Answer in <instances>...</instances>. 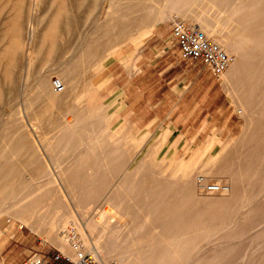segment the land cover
Listing matches in <instances>:
<instances>
[{"label":"rangeland","instance_id":"obj_1","mask_svg":"<svg viewBox=\"0 0 264 264\" xmlns=\"http://www.w3.org/2000/svg\"><path fill=\"white\" fill-rule=\"evenodd\" d=\"M176 20L242 60L174 151L125 88ZM88 228L116 264H264V0H0V264Z\"/></svg>","mask_w":264,"mask_h":264},{"label":"crops","instance_id":"obj_2","mask_svg":"<svg viewBox=\"0 0 264 264\" xmlns=\"http://www.w3.org/2000/svg\"><path fill=\"white\" fill-rule=\"evenodd\" d=\"M144 50L139 62V72L125 88V107L130 121L139 104L155 102L167 111L164 120L170 137L172 150H176V133L179 126H189L188 120L197 110L207 111L215 83L213 73L200 60H187L179 47H162L159 54H146ZM195 62V64H194ZM135 97V98H134ZM155 97V98H154ZM192 112L181 115L185 119L176 122L178 112Z\"/></svg>","mask_w":264,"mask_h":264},{"label":"built area","instance_id":"obj_3","mask_svg":"<svg viewBox=\"0 0 264 264\" xmlns=\"http://www.w3.org/2000/svg\"><path fill=\"white\" fill-rule=\"evenodd\" d=\"M172 42L180 48L185 59L202 61L215 76L221 77L235 64V57L225 52L218 44L212 42L208 36L197 27L176 20L171 33ZM54 88L58 92L64 91V86L56 80ZM210 193H221L227 189L219 184L213 183L206 186ZM70 243L74 255H68L60 250H54L47 254L32 252L23 264H116L107 262L95 255L93 247L85 249L79 235L71 233Z\"/></svg>","mask_w":264,"mask_h":264},{"label":"bare ground","instance_id":"obj_4","mask_svg":"<svg viewBox=\"0 0 264 264\" xmlns=\"http://www.w3.org/2000/svg\"><path fill=\"white\" fill-rule=\"evenodd\" d=\"M170 11V10H169ZM173 12V11H172ZM191 26H193V27H197L198 29H200L201 30V28L198 26V25H195V24H190ZM208 30V29H207ZM202 31V30H201ZM33 28L31 27L30 28V38H31V40H33ZM203 32V31H202ZM219 34V33H218ZM207 35V34H206ZM209 38V37H208ZM210 39V38H209ZM220 39V38H219ZM211 40V39H210ZM223 40V39H222ZM222 40H220V42L222 41ZM212 42H214L213 40H211ZM214 43H216V42H214ZM217 44V43H216ZM219 45V44H218ZM220 46V45H219ZM241 46V45H240ZM240 46H238V47H240ZM221 47V46H220ZM222 48V47H221ZM237 48V47H236ZM225 52L227 51V50H224ZM83 52H84V50H83ZM82 52V53H83ZM81 53V52H80ZM228 53V52H227ZM83 56L81 55V59L80 60H83V58H82ZM79 58V57H78ZM76 60V59H75ZM79 60V59H78ZM242 60V58H241V56L238 54V60H237V62H236V64L234 65V67L231 69V71H230V73H228V76H229V74L230 75H232V74H234V73H236L237 74V72H238V65H239V63H240V61ZM77 61V60H76ZM82 63H83V61H82ZM69 68V67H68ZM67 68V69H68ZM72 73V72H71ZM75 73V72H74ZM66 75V74H65ZM64 75V76H65ZM68 75V74H67ZM78 76V75H77ZM233 76H235V75H233ZM69 77V76H68ZM67 77V78H68ZM234 78V77H233ZM72 79H74V78H72ZM49 81V80H48ZM72 81V80H71ZM46 82V81H45ZM59 82H61L62 83V85L64 86V91H65V89L67 90V88L68 87H70L71 88V86H68V82H67V79L66 78H64V77H62L60 80H59ZM40 83V82H39ZM71 83V82H70ZM44 84V83H43ZM47 84V83H46ZM42 85V84H41ZM45 85V84H44ZM49 85V84H48ZM75 89V88H74ZM70 91V90H69ZM63 92V91H62ZM66 92V91H65ZM65 92H64V94H65ZM77 92V91H76ZM64 94H63V96H64ZM62 96V95H61ZM65 97H66V95H65ZM212 162V161H211ZM217 164V163H216ZM215 164V165H216ZM208 167V166H207ZM220 185V184H219ZM228 190H226V191H224V192H227ZM223 193V192H222ZM226 194V193H225ZM254 196V195H253ZM254 200V199H253ZM146 215V214H145ZM147 218V217H146ZM145 218V219H146ZM237 219V218H236ZM148 221V220H147ZM150 222H151V220H150ZM55 225V224H54ZM233 227V226H232ZM231 229V228H230ZM229 229V230H230ZM69 230V229H68ZM91 228H88V230L87 229H84V231H82L81 229H79V231H78V233H77V235H79V237L81 238V240H82V243H83V247L85 248V249H90V248H92L93 247V249H94V252H95V255L94 254H92L94 257L96 256L97 258H101V259H103V257H106L107 255H109V252L108 251H110V249L109 248H107L106 247V242H104V241H101L100 239H98L97 241H95V242H93V243H91L90 242V240H89V234L88 233H91ZM63 232V231H62ZM71 232V231H70ZM228 232V231H227ZM75 234H76V232H75ZM54 235V237L56 238V240L57 241H59V242H57L56 244L57 245H59L60 247H61V250H62V252H64L65 254H68V255H74V250H73V247H72V245H71V243H70V236H71V234H65V233H54L53 234ZM165 237V236H164ZM88 241L91 243L90 245H88ZM176 242V241H175ZM188 245V244H187ZM108 247H109V245H108ZM107 248V249H106ZM198 250V249H197ZM195 252V251H194ZM194 256V255H193ZM198 257V256H197ZM104 260V259H103ZM197 260V259H196ZM151 261V260H150ZM190 261V260H189ZM188 262V261H187ZM189 263V262H188Z\"/></svg>","mask_w":264,"mask_h":264}]
</instances>
